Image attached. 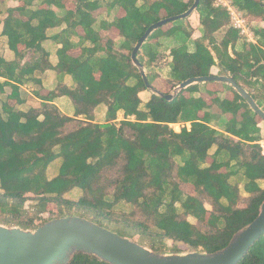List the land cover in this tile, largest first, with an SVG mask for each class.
Masks as SVG:
<instances>
[{
	"label": "trees",
	"instance_id": "obj_1",
	"mask_svg": "<svg viewBox=\"0 0 264 264\" xmlns=\"http://www.w3.org/2000/svg\"><path fill=\"white\" fill-rule=\"evenodd\" d=\"M215 1L199 0L189 16L153 31L137 58L153 85L158 73L147 71L140 55L148 56L149 63L167 47L171 60L166 80L173 87L190 77L212 75L218 65L220 74L232 76L261 107L264 28L255 30V43L244 42L238 49L239 30ZM230 1L250 19L264 17V0ZM24 2L18 10L26 20L9 14L2 31L16 59L0 57V89L11 88L0 111V221L33 230L52 218L78 215L121 236H137L138 243L156 252L168 249V241L176 251L179 244L205 253L224 248L258 215L264 200L261 119L229 84L214 81L191 84L172 100L151 94L143 102L139 93L147 89L131 60L133 47L150 25L184 13L193 0H105L108 11L122 9L124 15L99 26L92 15L99 0H76L73 9L64 0H42L34 10L25 9L31 0ZM53 7L64 14L57 15ZM193 13L201 32L196 39H191ZM62 24L65 29L51 37L61 44L52 65L42 43L47 29ZM101 28L116 29L119 43L111 38L102 43ZM74 47L81 49L76 57L67 53ZM26 53L30 60L20 65ZM46 70L56 73L57 85L45 95L36 91L42 100L38 107L21 111L8 104V99L21 102L19 85L32 81L40 86L34 73ZM65 76L71 85L64 83ZM226 89L232 91L231 99L224 97ZM60 96L70 99L71 116L53 103ZM99 105L106 107L101 122L95 119ZM213 106L229 114L221 130L211 125ZM119 111L123 118L118 121ZM176 123L179 131L171 126ZM237 175L240 182L233 183L231 177ZM181 183L192 185L194 194L183 191ZM73 193L76 197L70 198ZM28 200L33 201L31 213L25 208ZM52 204L54 212L48 209ZM69 264L109 263L76 253ZM238 264H264V235Z\"/></svg>",
	"mask_w": 264,
	"mask_h": 264
},
{
	"label": "water",
	"instance_id": "obj_2",
	"mask_svg": "<svg viewBox=\"0 0 264 264\" xmlns=\"http://www.w3.org/2000/svg\"><path fill=\"white\" fill-rule=\"evenodd\" d=\"M198 4L199 0H193L184 13L153 23L139 37L132 49L131 60L139 69L146 89L166 100H172L179 91L194 83H227L264 121V110L232 76L212 74L190 77L176 85L173 93L168 94L159 91L148 81L145 69L137 58L138 50L153 31L174 20L189 16ZM262 153L264 155V152ZM262 235L264 200L258 215L237 231L224 248L211 253L156 252L87 218L67 215L50 219L33 230L0 224V264H69L76 253L92 255L109 264H238Z\"/></svg>",
	"mask_w": 264,
	"mask_h": 264
},
{
	"label": "crops",
	"instance_id": "obj_3",
	"mask_svg": "<svg viewBox=\"0 0 264 264\" xmlns=\"http://www.w3.org/2000/svg\"><path fill=\"white\" fill-rule=\"evenodd\" d=\"M41 1L42 0H31V4L27 3V5H25V9H27V10L28 9H33V10L36 9L37 5ZM90 1H95V0H90ZM103 1H105V0H99V2L101 4L100 8H98L97 10H94L92 12L93 17H95V19H96L97 26H99L101 21L110 22L113 20L114 16L121 17L124 15V11L122 9H119L117 11V13H115L116 10H114V9L111 11H108V9H107V7ZM24 3H25L24 0H0V57L4 58L6 61H13L16 58H15L14 53L8 48L7 38L2 35L4 21L9 14H11V16L15 19H19L22 21L26 20V16L22 15L18 10L20 7H22L24 5ZM64 4H65L66 8L73 9L75 7V5H73V3H72V0H64ZM226 6H227V10L231 9V11L234 13L235 12L240 13V11H241L236 6H234L232 3H230V4L226 3ZM53 9L57 13V15H59V16H62L64 14V11L61 9H58L55 7H53ZM228 12H229V10H228ZM191 18L193 19V22H194L191 25L194 28H196V29H194V34L192 35L191 38L196 39V38L201 36L200 30L197 29V25H198L197 14L193 13ZM256 19L259 21H262L261 23L264 24V17H258ZM259 28H264V25H260ZM64 29H65V24H62L61 26H58V27L49 28L46 31L48 38L42 43V47L48 53V55H49L48 60L52 65H55L58 61L57 50L61 47V44L56 43L54 40H52L51 37L58 35ZM75 31L79 35H81L83 33L81 27H77L75 29ZM244 33L245 32L241 33L239 31L240 35H243ZM99 34L102 38V43H104L107 38L114 39L115 41H117V39H119L117 30L114 28H103V29L101 28L99 30ZM249 36L250 37L248 38V42L255 43L256 42L255 31H253V34H249ZM71 41L77 42L78 37L72 35ZM238 43H239V41H238ZM240 47L238 49H240ZM80 52H81L80 47L70 48L67 51V53L73 57L78 56L80 54ZM30 56H31L30 53H26L24 55V57L20 60V65H23L26 61H29ZM169 60H171V57H169L168 61ZM211 72L213 73V69H211ZM221 74H226V72L221 73ZM34 77L36 79L40 80V86H38V84H36L32 81H27V82L19 85V97L21 99V102L19 104H17L15 99H8L7 102L9 105L14 106L18 110H21V111H26L29 108L38 107L41 104L42 100H41L40 96L36 94V91L39 92V94H41V95H45L48 91L53 90L57 85V80H58L57 75L53 70H46L44 72H35ZM3 80H4V78H0V81H3ZM64 83L67 85H71L72 84L71 78L69 76H65L64 77ZM216 88L219 89V88H222V86L220 84H216ZM10 92H11V88L8 86H4L2 89H0V111L2 108L3 101L10 94ZM148 92H149L148 90H145V91H142L139 93V96L143 102H146L149 99V97H148L149 93ZM144 93L148 95L146 99H142V97H141V94H144ZM204 94L207 95L206 93H204ZM224 97L227 99H231L233 97L232 91L226 90ZM202 98H204L203 95H202ZM208 99H209V96H208ZM208 99H206V100H208ZM53 103L64 114L69 115V116H71L73 114V105H72V103L68 97H66V96L57 97L54 99ZM214 107L215 106H213V108ZM105 110H106V107L104 105H99L98 107H96L95 119L97 121H99V122L102 121ZM119 116L121 119L123 118V113L121 111L118 112V117ZM224 116H226V114H224ZM221 117H223V115L220 114L218 116V118H221ZM121 119L117 118L118 121ZM228 119L229 118L226 116L225 122ZM176 125L178 126L179 129L178 130L175 129V130L179 131L181 124H179V123L171 124V126L173 128ZM189 125H190L189 123H186L187 127H189ZM55 173H56V169L51 170L49 175L53 176Z\"/></svg>",
	"mask_w": 264,
	"mask_h": 264
},
{
	"label": "rangeland",
	"instance_id": "obj_4",
	"mask_svg": "<svg viewBox=\"0 0 264 264\" xmlns=\"http://www.w3.org/2000/svg\"><path fill=\"white\" fill-rule=\"evenodd\" d=\"M72 3H73V5H76V0H72ZM226 3L227 4H230L231 3V1L230 0H216L215 1V5H217V6H221V7H225L226 9H227V6H226ZM235 14L240 18V19H242L243 20V25H244V30H245V33L243 34V35H241V39L239 40V43L237 42V44H236V47L237 48H239L241 45H242V43H244V42H248V38L250 37L249 36V34H253V31H255V29H257V28H259L260 27V25H264V24H262L261 22L262 21H259V20H257V19H250V17H248L246 14H245V12H243V11H240V13H238V12H235ZM190 22H191V24H193L194 22H193V19L191 18V20H190ZM230 24H232V20L230 19ZM171 24H168V25H165L163 28L164 29H167L169 26H170ZM222 31H220L218 34H217V37H218V40L219 39H221V37H222ZM194 34V33H193ZM195 36V35H194ZM193 36V37H194ZM191 39H193V38H191ZM119 41H120V39H117V43H119ZM188 46H190V48H192L193 47V45H192V42H191V40H189V45ZM140 56H143V58H144V61L146 62V65H147V71H151V72H157L158 73V78L159 79H157V80H155V82L153 83V86L156 88V89H158L159 91H161V92H163V93H173L174 92V88L175 87H173V85H170V83H168L167 82V80H166V74H167V65H168V59H169V54H168V48L167 47H162L161 48V51H159V52H157V54H156V56L154 57V59H153V61L152 62H149L148 63V59H149V57L148 56H145L144 54H141ZM213 75H228L227 73L226 74H220V66H218V65H216V66H214L213 68ZM145 72H146V69H145ZM154 72V73H155ZM229 76V75H228ZM226 90H228V89H226ZM149 94V96L147 95V94H141V97H142V99H146L147 98V96L148 97H150V95L152 94L150 91L148 92ZM205 92H202L201 94H200V96H202L203 95V97L205 98V99H208V96L207 95H205L204 94ZM262 110H264V102L262 103ZM211 112L213 113V114H215V118H214V120H213V122L211 123V125L213 126V127H215L216 129H218V130H221L222 128H223V126H224V124H225V119H226V116L229 118V114H226V116H224V114H222L221 112H220V110L216 107H212V109H211ZM223 115V117H221V118H218V116L219 115ZM258 117V116H257ZM119 119H121L120 118V116L118 117ZM259 118V117H258ZM259 119H261V118H259ZM259 126H260V128H261V131H260V141H259V143H260V145H261V149H262V152H264V121H262V119L260 120V123H259ZM174 129H176V130H178L179 128H178V126L176 125V126H174ZM213 150H214V148L213 149H211V153L213 152ZM55 169V168H54ZM225 169L223 168V171H224ZM231 181L234 183V182H236V181H239L240 182V177L237 175V176H233V177H231ZM180 187H181V189L183 190V191H185V192H187V193H189V194H194V187L192 186V185H190V184H185V183H181V185H180ZM70 198L72 197V198H74V197H76V195H75V193H73V195H71V196H69ZM32 205H33V201H31V200H28L27 202H26V207L25 208H27L28 209V211H30L29 213H31L32 212V209H31V207H32ZM205 206H206V208L207 209H210L211 207H210V205H209V202H207V201H205ZM239 206H244V203L242 202V203H239ZM48 209H49V211H51V212H54L55 210H56V208H55V206L52 204V205H49V207H48ZM43 218H48L49 217V214L48 213H43L42 215H41ZM53 219V218H52ZM192 220V219H191ZM193 221V220H192ZM0 224L1 225H5L4 223H2L1 221H0ZM5 226H7V225H5ZM137 236H135L134 238H133V240H137ZM167 245H168V249H166V250H164L163 251V253H166V254H171V253H175V252H179V253H185V252H188V250L187 249H185V246L184 245H182V244H179L178 245V249H179V251L177 250H171L170 249V247H172L173 246V242L172 241H168L167 242Z\"/></svg>",
	"mask_w": 264,
	"mask_h": 264
},
{
	"label": "built area",
	"instance_id": "obj_5",
	"mask_svg": "<svg viewBox=\"0 0 264 264\" xmlns=\"http://www.w3.org/2000/svg\"><path fill=\"white\" fill-rule=\"evenodd\" d=\"M228 10H229L230 19L232 20V24H231L232 27L239 29L241 33L245 32L243 20L240 19L234 12H232L231 9Z\"/></svg>",
	"mask_w": 264,
	"mask_h": 264
}]
</instances>
